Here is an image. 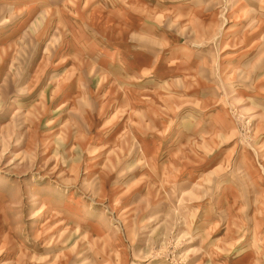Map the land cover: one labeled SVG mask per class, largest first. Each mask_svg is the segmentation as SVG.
I'll use <instances>...</instances> for the list:
<instances>
[{
    "label": "rangeland",
    "instance_id": "obj_1",
    "mask_svg": "<svg viewBox=\"0 0 264 264\" xmlns=\"http://www.w3.org/2000/svg\"><path fill=\"white\" fill-rule=\"evenodd\" d=\"M0 264H264V0H0Z\"/></svg>",
    "mask_w": 264,
    "mask_h": 264
}]
</instances>
